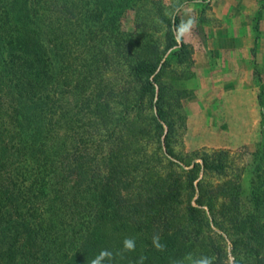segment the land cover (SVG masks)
Segmentation results:
<instances>
[{
	"label": "trees",
	"instance_id": "trees-1",
	"mask_svg": "<svg viewBox=\"0 0 264 264\" xmlns=\"http://www.w3.org/2000/svg\"><path fill=\"white\" fill-rule=\"evenodd\" d=\"M178 9L0 0V264H264V142L247 194L227 152L176 151L193 67Z\"/></svg>",
	"mask_w": 264,
	"mask_h": 264
},
{
	"label": "rangeland",
	"instance_id": "rangeland-1",
	"mask_svg": "<svg viewBox=\"0 0 264 264\" xmlns=\"http://www.w3.org/2000/svg\"><path fill=\"white\" fill-rule=\"evenodd\" d=\"M162 1L179 6L182 23L196 21L182 36L192 48L193 67L183 84L189 96L182 102L186 121L176 151L227 152L234 170L242 173L247 194L248 168L258 144L264 142V0L229 12L218 0ZM133 19L134 13L127 11L128 29ZM218 29L223 32L215 34Z\"/></svg>",
	"mask_w": 264,
	"mask_h": 264
},
{
	"label": "clouds",
	"instance_id": "clouds-1",
	"mask_svg": "<svg viewBox=\"0 0 264 264\" xmlns=\"http://www.w3.org/2000/svg\"><path fill=\"white\" fill-rule=\"evenodd\" d=\"M195 18H190L189 20H187L186 22L182 23L178 30H177V39L179 40L182 36H184L186 33H188L194 26H195ZM153 246L157 249V250H163L164 249V245H162L159 242V237L158 236H154L153 237ZM123 249L124 251H128V252H132L135 251L136 249V241L134 238L131 237H126L123 240ZM112 252L108 251V250H102L99 255H97L94 259H92L90 261V264H102V262L107 258V259H111L112 258ZM146 258L141 256L140 260H139V264H143V261ZM186 259L191 260V264H213V259L207 256H203V257H199V258H192L191 256L186 257ZM229 262L230 264H234V258L233 257H229Z\"/></svg>",
	"mask_w": 264,
	"mask_h": 264
},
{
	"label": "crops",
	"instance_id": "crops-1",
	"mask_svg": "<svg viewBox=\"0 0 264 264\" xmlns=\"http://www.w3.org/2000/svg\"><path fill=\"white\" fill-rule=\"evenodd\" d=\"M218 2H219V4L223 5L225 9L227 8L226 10L229 12L231 10H234L235 8L237 9L239 7V5L241 6V4L251 5V4H254L256 1L255 0H248L246 2L245 0H218ZM232 6H234V8ZM217 17H219V16H217ZM219 32L220 33L223 32V29H218V31H216L215 34H217ZM215 40H216V38H215ZM213 43H214V39H212L210 36V38L207 40V44L211 48Z\"/></svg>",
	"mask_w": 264,
	"mask_h": 264
}]
</instances>
